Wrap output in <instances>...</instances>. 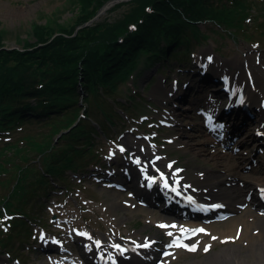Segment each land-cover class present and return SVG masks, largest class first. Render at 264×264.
Listing matches in <instances>:
<instances>
[{
	"label": "rangeland",
	"instance_id": "374dc122",
	"mask_svg": "<svg viewBox=\"0 0 264 264\" xmlns=\"http://www.w3.org/2000/svg\"><path fill=\"white\" fill-rule=\"evenodd\" d=\"M133 1L123 0L104 9L108 1L98 8L87 24L105 23L112 27L132 11ZM241 1L245 9L233 14V21H202L198 38L189 30L192 37L189 49L177 59L172 53L150 60L147 59L150 55L139 54L130 71L124 70L121 75L112 77L114 89L99 88L90 95L71 92V97L78 98V104L67 103L59 113L50 111L55 115L52 118L24 115L23 122L0 134V199L11 195L22 169H27L22 174L26 176L22 178L24 188L32 192V198L14 202L9 214L4 211V204L0 205V215L12 217L8 228H0L1 257L15 264L16 261L20 264H55L54 260L64 264H87L82 257L86 248L72 231L90 235L91 246L107 236L125 245L129 234L134 232L149 239L156 234V244L150 249V255L154 259L161 257V250L174 233L167 232L155 221L147 222L148 215L158 217L159 213L147 215L146 211L138 209L130 214L124 209L116 210L111 204L117 196L121 195L123 200L131 197L129 191L117 192L113 191V186L105 185L109 182L105 180V172L125 168L121 161L124 163L125 159L132 158V151L124 145L128 137L146 140L161 155L165 169L180 171V177L196 178L199 172L212 165L181 148L182 138L173 136L179 126L171 121L164 126L159 117L165 108L162 99L166 94L161 91L155 95L154 90L159 84L168 87L177 77L185 75L177 67L182 65L181 59L193 62L194 55L197 57L202 52H210L221 59L237 54L242 56L248 48L256 54H264V0ZM206 2L218 9L235 7L231 0ZM81 10L80 0H0V34L6 47L20 49L25 42L36 40L33 34L36 24L70 30L78 24ZM33 73L32 68L21 72L30 86L41 81ZM35 100L33 98L31 102ZM82 112L88 114L86 118ZM77 120L80 122L77 126L79 136L63 138L59 130L67 129ZM195 122L197 118L194 117L184 121L190 124L185 128L188 134L196 133L191 128ZM202 138L208 139L207 136ZM37 143L54 147L57 155L66 153L71 158V166L63 167L62 161L41 154ZM120 147L125 149V159ZM48 162L56 166L52 167L53 171L46 166ZM171 162L172 167H169ZM214 227L225 229L223 223H215ZM208 238L211 239L209 248L180 250L174 256L163 257L160 264H200L206 257H213L235 243L234 239H227L220 233L215 238ZM242 249L243 254L248 255L249 248ZM9 250L13 253L11 257L7 255ZM260 256L248 255V264H264L257 262Z\"/></svg>",
	"mask_w": 264,
	"mask_h": 264
},
{
	"label": "trees",
	"instance_id": "16d2710c",
	"mask_svg": "<svg viewBox=\"0 0 264 264\" xmlns=\"http://www.w3.org/2000/svg\"><path fill=\"white\" fill-rule=\"evenodd\" d=\"M107 1L80 0L78 24L70 30L36 24L33 29L36 40L25 42L20 49L5 48L0 34V129L14 125L24 113L37 116L51 115L50 111L59 113L67 103L77 102L70 93H77L80 88L85 95L96 92L99 86L113 88L112 77L130 71L139 54H150V60L160 52L167 54L169 47L174 54L180 53L182 46L186 51L192 38L188 31L198 38L200 22H230L233 14H239L236 7L218 9L206 0H134L132 11L114 26L86 25ZM234 2L242 5L240 1ZM29 68L41 78L39 87L30 86L27 77L21 75ZM33 97L38 98L36 104L27 101ZM77 129L74 127L63 138L79 136ZM37 144L41 154L62 161L63 166H71L66 153L57 155L54 147ZM46 166L50 171L56 167L51 162ZM26 171L22 169L11 195L3 199L8 208L20 198L26 201L31 197L22 179Z\"/></svg>",
	"mask_w": 264,
	"mask_h": 264
},
{
	"label": "bare ground",
	"instance_id": "6f19581e",
	"mask_svg": "<svg viewBox=\"0 0 264 264\" xmlns=\"http://www.w3.org/2000/svg\"><path fill=\"white\" fill-rule=\"evenodd\" d=\"M244 51L246 53L242 56L240 54L232 55L231 58L225 60L213 57L210 53H203L199 58L201 59L200 62H206L213 71L218 68L229 70L225 76L227 90L234 98L243 102V110L250 111L251 114L252 112L257 114V118L252 125L243 130L242 136L237 142V149L233 151L234 154H222L208 146V142L202 138L201 125L198 126L197 123H193L192 129L196 133L188 134L185 128L190 124H179L181 134L177 132L174 133V136L182 138L179 142L181 148L184 151L193 152L195 156H200L205 162L212 164L207 166L203 172H199L196 178L190 179L186 176L180 177L182 175L180 171H174L170 168L165 169L162 159H157V154L146 142L142 140L134 142L130 138H126L127 145L133 152L131 161L135 165L140 161L139 165L147 168L149 176L157 179L156 183L148 188L145 178H141L139 172H136L133 167H127L123 173L127 177L131 176L129 180L133 182L132 188L137 195L143 196L144 199L153 198L156 194L161 196L160 190L158 191L159 186L162 185V181L172 177L173 186L179 189L181 194L194 200H205L208 203L219 204L222 207L218 211L223 212L228 209L234 212L233 217L223 222L225 229L218 230L214 226L204 224V230L197 236L187 240L181 239L197 248L207 247L211 241L207 237H213L215 233H220V236L227 237V239H234L235 243H232L231 247L218 252L213 257L212 255L206 257L200 264H248V255L253 253L261 255L257 262H264V216L260 215V212L264 210V160L258 163L260 165L258 169L249 170L250 164H253L255 160H251L250 163L246 162L248 160L247 152L240 151L241 148H249L251 140L264 147V54H256L249 48ZM160 90L161 86H157L154 94H158ZM214 110L217 114L222 108L217 103L210 106L206 111L208 123H211V112ZM184 114L189 115L188 112ZM161 116L166 117V114ZM170 117L173 116L169 115ZM128 162L130 163L129 160ZM128 162L126 163L128 164ZM171 197L174 198V196ZM121 199L122 196L119 195L112 201L111 205L116 210L124 209L130 214L138 212L136 203ZM161 203L166 204V206L169 205V201ZM161 203L158 206H162ZM171 204L175 206L170 207L172 210L179 206L177 203ZM148 214L150 213L147 212ZM153 221L160 224L168 232H181L182 235L191 230L187 228L185 223L177 224L164 217L155 218L148 215L147 222ZM193 223L198 224L200 222L189 220L187 224ZM79 237L89 247L88 256L94 258L95 262L103 259L105 264H142L147 260V250L151 248L148 243L157 238L156 234L148 240H145L138 232L129 234L127 239L130 246L129 254L117 257L114 245L119 244L114 243L109 236L101 239L104 245L99 250L91 248V238L87 234H81ZM242 244L247 246L243 247ZM177 246V244H173L172 247L165 250L173 255L176 250L173 251L172 249L177 248ZM242 248H249L248 255L243 254ZM158 262L159 260L155 264H158Z\"/></svg>",
	"mask_w": 264,
	"mask_h": 264
},
{
	"label": "water",
	"instance_id": "95a60500",
	"mask_svg": "<svg viewBox=\"0 0 264 264\" xmlns=\"http://www.w3.org/2000/svg\"><path fill=\"white\" fill-rule=\"evenodd\" d=\"M121 1H123V0H111L105 7H104V9L106 8V7H108V6H110V5H113V4H116V3H119V2H121Z\"/></svg>",
	"mask_w": 264,
	"mask_h": 264
}]
</instances>
